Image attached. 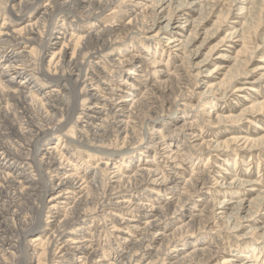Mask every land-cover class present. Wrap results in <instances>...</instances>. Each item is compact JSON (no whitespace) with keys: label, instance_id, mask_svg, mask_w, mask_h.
<instances>
[{"label":"bare ground","instance_id":"6f19581e","mask_svg":"<svg viewBox=\"0 0 264 264\" xmlns=\"http://www.w3.org/2000/svg\"><path fill=\"white\" fill-rule=\"evenodd\" d=\"M40 1L0 0V264H34L31 261L34 252L27 259L28 251L21 244L28 241L31 247L38 242L43 245L40 236L47 234L45 248L55 264H259L258 260H251L257 247L242 256L226 233L225 237L222 234L210 237L206 231L213 226L234 233L248 230L256 221L254 211L264 206V192L249 216H241L248 209L243 200L237 203L232 215L224 218L228 203L212 198L211 177L205 170L194 167L192 159L211 150L226 152L230 144L215 145L204 140L200 124L178 126L175 117L179 101L186 106L191 95H200L202 99L207 94L226 93L239 78H248L246 71H238L227 82L217 85L208 86L207 80L201 79L205 62L195 63L197 52L189 47L203 26L202 21L195 24L188 40L169 29L178 16L172 9L174 4L177 3L179 15H184V7L199 2L48 0L41 7ZM226 1L230 6L239 1L249 7L243 5L242 12L247 9V14L242 13L236 20L242 28L227 36L235 37L237 45L242 44L233 59L240 69L241 64L249 61L239 58L248 53L252 30L257 34L262 26L264 0ZM223 2L215 0L213 7L228 5ZM120 4L130 15L129 22L103 25V19L116 14ZM165 5L169 17L165 15ZM226 11L227 17L230 9ZM58 26L61 31L55 35ZM136 38L157 44L164 48V54L166 49L183 50L188 53L185 64L173 72L165 68L154 70L160 64L154 60L147 66L152 54L142 49H135L125 60L117 55L107 59L102 56L107 50L125 53L132 50L131 42ZM262 39L264 42V36ZM127 40L131 41L129 46L121 47ZM138 58L142 65L135 66L128 73L130 76L123 79L122 68ZM105 59L107 64L116 66L111 69L103 65ZM36 70L41 84L35 79ZM64 70L68 75H61ZM262 70L259 67L255 72ZM22 76L18 87L16 80ZM153 77L157 80L149 85ZM169 80L178 83L175 101L170 98L175 91L170 93L166 88L160 94L157 91ZM244 90L240 87L234 92ZM83 93L87 97L84 102L80 100ZM122 95L126 98L122 99ZM8 102L16 108L13 119ZM260 115H264V101L246 105L239 116H218L214 124L224 125L228 121L240 124L244 117ZM78 116L82 118L81 124ZM16 140L33 147V151L22 153L25 147ZM71 140L97 158L95 166L87 161L81 168L70 160L69 156L74 157L71 152L67 153L69 156L58 152L62 142L66 145ZM176 143L182 149L171 151ZM231 143L249 144L250 149L263 148L264 134L258 138H233ZM135 153L142 157L154 153L153 168L134 163ZM28 156L39 173L38 180L33 178L30 167L26 168ZM127 162H133L127 169L129 174H121V167ZM163 164L167 167H162ZM187 168H191L189 178L183 177L182 171ZM110 180L115 185H110ZM241 184V188L246 185ZM53 191L56 194L45 201ZM38 199L40 204L35 203ZM192 204L197 211L190 210ZM122 206L132 209L129 217L122 214L114 217V211L126 212ZM27 210H32V217L25 216ZM99 212L112 215L119 223L118 229L114 226L117 234L107 240L98 239L100 231L94 232L92 222H88L90 215ZM179 220L183 223H177ZM44 222L53 226L50 233H45L50 229L42 231ZM87 225L89 228L84 231ZM128 233L127 237L122 235ZM248 234L264 239V226L249 229L242 236ZM220 252L226 256L221 263H215Z\"/></svg>","mask_w":264,"mask_h":264},{"label":"rangeland","instance_id":"374dc122","mask_svg":"<svg viewBox=\"0 0 264 264\" xmlns=\"http://www.w3.org/2000/svg\"><path fill=\"white\" fill-rule=\"evenodd\" d=\"M194 3L199 2V4H192L189 7H184V15H179V11L177 3L173 5V8L176 11V14L178 16L170 23V28L174 33L181 34L183 36L184 40H188V38H191V35L195 31V24L197 22L202 21L201 29L198 31V36L196 40L193 41L192 45L189 47L191 51L197 52V58H195V63L198 62H205L206 69H203V75L201 76V79L207 80V85H217L222 81L227 82L229 80L230 75L236 74L238 71L243 72L246 71L248 73V78H239V80L234 83L231 87L227 89L226 93L219 92L218 94L214 95H204L203 98H200V95H191L190 103L186 104V106H182L181 101L178 102L177 108H179V111H176L175 117L178 118V126L184 124V123H196L200 124V129L203 131V139L204 140H211L213 144H222L224 142L230 144L229 150L226 152L224 151H215L213 150L206 152L203 157H196L192 159V165L196 167L199 171L205 170L211 177V182L209 184V190L212 194V198L218 202L225 201L229 205V209L226 210V214H224V218L228 215H232V213L235 212L234 208L237 206V203L243 201L246 203V206H248V209L241 213L242 217L249 216V212H252L255 209V204L259 197L261 196V193L264 192V147H258L257 149H250L249 144L248 145H236L234 143H231L233 138H258L260 135L264 134V115L260 116H251L247 117L242 120L240 124H234L231 122H225L224 125L220 124H214L216 123L218 116H227V115H233V116H239L246 105H249L254 102L264 101V78H262V74H264V70L255 72L259 67L264 68V42H263V36H264V19L262 18V26L258 30L257 34L255 33V29L252 30L250 36L252 37V43L248 45V53L241 55L239 58L241 61L249 60L246 65L241 64L242 68H238L236 66V62L233 60L236 58L238 51L242 48V44L237 45V42H235L233 37H227L229 34L234 32L236 29H241L242 24H238L236 20H239L242 13L245 15L247 14V9L242 12L243 3L237 2L233 4V6H230V2L223 0V3H228V5H223L222 7H213V3L215 0H192ZM207 2V3H206ZM48 3V0H41L40 6L43 7ZM201 3V5H200ZM212 3V4H211ZM212 6H211V5ZM167 5H165L163 8H166ZM245 8H249L248 5H244ZM117 13L111 16H106L103 19V25L106 24H114V25H125L130 20V15L125 12L124 4L118 5ZM203 9H202V8ZM213 7V8H212ZM210 8V9H209ZM161 9V8H160ZM159 9V11H161ZM213 9V10H212ZM229 16L226 17L228 12L226 10H229ZM262 14L264 16V5L262 8ZM165 15L166 17H169V8H166ZM212 10V11H211ZM223 10V11H222ZM111 12L108 11L106 15H109ZM179 17V19H178ZM242 20V19H241ZM187 22V23H185ZM195 22V23H194ZM241 22V21H240ZM83 23V22H82ZM2 24V21H1ZM167 24V22H164V26ZM83 26H80V29ZM61 31V26H58L55 28V35H57ZM253 34V35H252ZM210 36V37H208ZM254 37V38H253ZM209 38V39H208ZM228 38V39H227ZM206 39V40H204ZM226 40L223 42V40ZM232 39V40H231ZM128 43L123 44L124 46H129V43L131 41H126ZM155 42V41H154ZM150 45V46H149ZM257 46H260V49H256ZM131 48L132 50L128 52L119 51L121 54H117V50H107L105 51L102 56L107 58H112L114 55H117V58L120 60H125L129 56H131L135 49H142L145 50L146 54H149L151 56H148L149 60L147 62V66L151 65L152 61L158 62L160 65L156 66V68H153L154 70L157 69H168L169 71L173 72L178 66L185 64V58L188 55V53L184 52L183 50H173L169 51V49H166L164 54V48L155 45V43H152L151 41H142L140 38H136L131 42ZM32 47L29 49L31 50ZM199 50V51H198ZM117 51V52H118ZM157 51V52H156ZM37 52V51H36ZM170 52V54H169ZM154 53V54H153ZM253 54V58L250 59L249 56ZM227 57H223V56ZM225 58V59H224ZM231 58V60H230ZM106 59L102 62L107 65L111 69H113L116 65L114 63L107 64ZM207 62V63H206ZM142 65L141 59H136L133 61V64L130 66H124L123 72L121 74V77L124 79L128 76H130L128 73L133 70L135 66ZM146 66V65H145ZM146 66V67H147ZM4 67V66H2ZM1 67V68H2ZM33 69H37V66L31 67ZM219 68V70H218ZM215 70V71H214ZM69 71V70H67ZM117 71V68L115 69ZM38 70H36L35 79L38 80V83L41 84V77L37 74ZM236 72V73H235ZM61 75H68L67 72H61ZM231 73V74H230ZM261 77V78H260ZM24 79V76L16 80V86L19 87L20 83H22ZM168 78H165L163 80H166ZM260 79V80H258ZM157 79L153 77V79L148 83L149 85H152ZM202 80V81H203ZM258 80V82L255 83V81ZM154 81V82H153ZM168 84L162 85L161 88L159 87L158 94H160L161 91L166 88V91L170 92L171 90L174 92L171 94L170 98L172 101H175L176 98H178L177 94H179V90L177 89L178 83L177 80L168 81ZM168 86V87H167ZM245 88L243 92H234V89L236 88ZM169 88V90H168ZM207 90V86L205 87ZM205 89H202L205 91ZM178 91V92H177ZM171 93V92H170ZM170 93H167L170 94ZM122 99L126 98V95H122ZM167 97V96H165ZM86 94L83 93L80 100L82 102L87 101L86 100ZM174 99V100H173ZM9 103V112L11 114L12 119L16 116L15 106ZM6 103V105L8 104ZM176 108V110H177ZM11 110V111H10ZM213 110V111H212ZM200 116V117H199ZM78 124H81V116H78ZM75 131V130H74ZM173 133V132H170ZM78 134V133H77ZM79 137V134H78ZM16 142H21V144L25 147L24 150H22V153H27L29 151H33V147L28 146L27 144L23 143L20 140H16ZM202 142V141H201ZM243 142V141H242ZM57 143V141L54 143V145ZM182 149V146L180 143H176L171 147V151H179V149ZM58 152L66 154V156H69L67 153L71 152L74 157L69 156L70 160L74 163H76L81 168H84L86 166V162L88 161L91 166H95V162L97 161V158L92 153H88L84 150V148H81L77 146V144L74 141H69L68 144L62 145L59 147ZM136 157L134 160L139 166H144L147 168H153V164H151L154 153L152 155H149L148 157H142V155H139V153H135ZM80 158V161H77ZM82 158V160H81ZM61 160V159H60ZM162 161V160H161ZM26 168L30 167V172L36 180L39 179V173L35 169V164L31 163V156L27 157V160H25ZM133 162H127L123 163L121 167V174L126 173L129 174L127 169L132 165ZM29 165V166H28ZM76 166V167H78ZM90 166V167H91ZM162 167H167L166 165H162ZM131 168V167H130ZM93 170V167L89 168ZM133 169V168H132ZM184 172L183 177L189 178V175L191 174V168H187L186 170L182 171ZM58 181V179H57ZM111 181L108 182L110 185ZM218 183V184H216ZM241 183H246L244 188H241ZM233 186V187H231ZM122 191V190H121ZM56 192L53 191L50 194H48L45 197V201L49 200L51 196L55 195ZM161 193H158L157 196L159 197ZM121 193L116 195L117 202L120 201ZM253 200L252 203H250ZM255 200V201H254ZM41 200L38 199L35 203L40 204ZM163 202V201H162ZM248 202V203H247ZM252 204L251 207H249ZM123 210L126 212H118L114 211V217L118 214H122V216L129 217V212L132 210L131 208H124L122 206ZM195 204H192L190 206V210L192 212H195L197 210L195 208ZM252 208V209H250ZM249 210V211H248ZM254 223L251 224L252 226L248 228V230H244V232H231V230H228L226 228L218 229L217 227H212L206 231V235L210 237H216L218 234H222L225 237L230 238L232 245L235 249H239L240 254L245 255L249 249H253L257 247V250L255 252V255L251 256L254 262L257 260L259 261V264H264V239L259 240V237L257 234H248L245 236H242L243 234H247V231L249 229H255L258 227L264 226V206L257 211H254ZM26 217H32L33 212L32 210H27L25 212ZM28 213V215H27ZM216 213V212H215ZM114 217L111 215L105 214V212H99L98 214H92L88 217V222L92 224L94 232L97 230L100 231L98 239L100 240H107L110 235H115L117 232L115 231L119 227V223L115 221ZM179 224L183 223V221L180 222V220L177 222ZM222 223V221H221ZM246 224V223H244ZM86 228H89V225L85 226L83 229L86 231ZM41 229L44 231V229H50L48 231H45V233H50L51 229H53V226L48 225L44 222L42 224ZM129 232V231H128ZM128 234H122L123 236L129 235ZM78 235H81L78 233ZM46 236H40V238L43 240V245L41 243L32 244L33 247L29 246V242L26 241L21 246L25 247V250L28 251V253L25 255L27 259H31V254L34 252V258L31 260L34 264H55L51 263V253H49V250H46L45 244L47 241ZM16 241V240H14ZM18 246V244H16ZM194 246H192L193 248ZM36 250V251H33ZM57 251V250H56ZM55 251V252H56ZM16 254V256L19 255L18 252L12 251ZM236 252H231V255H233ZM257 253V254H256ZM239 254V253H238ZM226 256L225 253L220 252L216 258L215 263H221L223 258ZM234 258V257H233ZM9 259H13V257L9 256ZM242 258L238 259V262L241 261Z\"/></svg>","mask_w":264,"mask_h":264}]
</instances>
